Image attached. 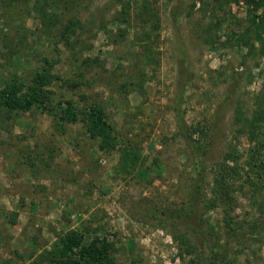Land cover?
I'll return each instance as SVG.
<instances>
[{
  "label": "rangeland",
  "instance_id": "1",
  "mask_svg": "<svg viewBox=\"0 0 264 264\" xmlns=\"http://www.w3.org/2000/svg\"><path fill=\"white\" fill-rule=\"evenodd\" d=\"M221 1L147 0L146 10L125 0L122 14L117 0H0V91L43 74L56 103L101 104L120 141L101 151L83 124L34 108L1 114L0 264H32L69 230L113 245L118 264H264V192L246 164L264 132V55L252 6ZM179 99L188 127L215 124L204 204L190 216L198 174ZM122 141L141 155L133 170L122 168ZM229 153L242 168L232 208H210L213 171ZM255 219L260 236L229 232L232 220L252 233Z\"/></svg>",
  "mask_w": 264,
  "mask_h": 264
},
{
  "label": "trees",
  "instance_id": "2",
  "mask_svg": "<svg viewBox=\"0 0 264 264\" xmlns=\"http://www.w3.org/2000/svg\"><path fill=\"white\" fill-rule=\"evenodd\" d=\"M57 2L58 0H53ZM60 1V0H59ZM122 6V14H127L125 0H117ZM139 1V0H138ZM143 1V8L148 9L147 0ZM244 1L249 6H252V11L255 13L251 20L250 25L257 30V43H259V51L264 55V0H223L219 2L221 7L230 5L232 3L238 4ZM58 10L56 6L53 8ZM261 13L257 15V11L261 10ZM56 12V11H54ZM72 25L79 24V21H71ZM71 25V26H72ZM70 26V27H71ZM69 27V28H70ZM149 46V45H148ZM147 46V47H148ZM182 45H178L181 48ZM181 54V51H180ZM46 76L38 73L35 80L32 81V85L25 86L21 80L12 78L5 82V87L0 91V116L2 113L10 115L14 112H25L32 108L40 110L43 113L52 115L58 122L70 125L83 124L86 128L87 133L91 138L98 141L99 149L101 151H116L117 146L120 145V141L117 140L113 126L111 125L105 108L96 102H91L84 108H79L77 102L66 99L65 101L58 100L57 103L51 97V94L47 92ZM186 74L182 71L180 80L182 79V93L185 88L188 79ZM61 88L65 86L71 88V85H64L61 79H58ZM132 87L133 84H125L122 86L123 92L126 87ZM228 97L229 94H227ZM183 97V96H182ZM264 102V95L262 97ZM183 102L179 99L173 107L174 114L177 120L179 132L186 141L191 155L194 158V166L198 174V181L195 184L194 191L192 194L191 207L187 212L190 216L197 212L199 206L204 202L201 182H204L205 177V165L204 159L208 155L210 147L212 146L209 129L213 131L215 124L212 123L208 127H202L200 125L189 126L187 125L184 112L182 108ZM264 122V114L260 119ZM2 123V122H1ZM264 132L261 136L255 137V148L249 155V160L246 162L248 170L253 173V179L251 180L254 186L261 188L264 192ZM124 141H122L123 143ZM123 143L124 147L121 149V160L122 168L133 170L140 163L141 155L137 153L136 149L130 145ZM262 153V155H261ZM232 161L233 166L229 165V161ZM240 165L235 160L234 153H229L226 157L221 160L216 169L213 171L214 179L213 186L211 188L213 196L211 198V206L217 207L221 204L223 207L232 208V202L234 200L232 191V182L242 178ZM201 183V184H200ZM202 192V193H201ZM204 204V203H203ZM261 215H264V201L261 206ZM229 212V211H228ZM181 215H179L180 217ZM262 219H255L249 222L251 231L256 229L259 230V222ZM227 221V220H226ZM232 220H230L231 222ZM228 221L227 226L229 232L233 236H242L249 238H256L258 235L256 232L242 233V227H238ZM264 226V224H263ZM197 232V230H196ZM248 239V238H247ZM234 242V241H233ZM217 249L212 247L211 257L215 258L218 252ZM201 258V256H200ZM198 257L197 261L200 259ZM223 259V257L221 258ZM203 260V259H202ZM202 260L200 263H202ZM212 260V259H211ZM32 264H118L114 254L113 245L108 244L100 237H94L89 242L86 241L85 235L78 230H69L63 235H58L56 238L55 245L52 249H44L39 253Z\"/></svg>",
  "mask_w": 264,
  "mask_h": 264
}]
</instances>
